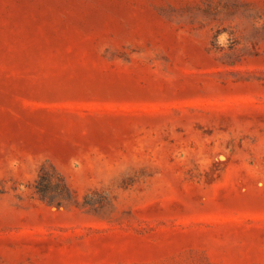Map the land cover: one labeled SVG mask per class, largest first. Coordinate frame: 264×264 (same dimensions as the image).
<instances>
[{"label": "rangeland", "instance_id": "rangeland-1", "mask_svg": "<svg viewBox=\"0 0 264 264\" xmlns=\"http://www.w3.org/2000/svg\"><path fill=\"white\" fill-rule=\"evenodd\" d=\"M0 264H264V0H0Z\"/></svg>", "mask_w": 264, "mask_h": 264}, {"label": "trees", "instance_id": "trees-1", "mask_svg": "<svg viewBox=\"0 0 264 264\" xmlns=\"http://www.w3.org/2000/svg\"><path fill=\"white\" fill-rule=\"evenodd\" d=\"M47 184H51V181L48 180V181H47ZM47 184H46V186H47ZM38 192H39L44 198H47V196H48L47 191H45V190H43V189H38Z\"/></svg>", "mask_w": 264, "mask_h": 264}]
</instances>
